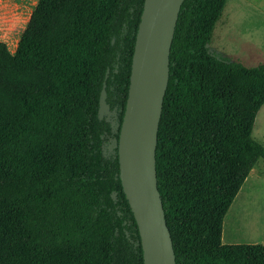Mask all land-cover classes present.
Here are the masks:
<instances>
[{
  "label": "flooded vegetation",
  "instance_id": "obj_1",
  "mask_svg": "<svg viewBox=\"0 0 264 264\" xmlns=\"http://www.w3.org/2000/svg\"><path fill=\"white\" fill-rule=\"evenodd\" d=\"M234 1H39L21 34L25 44L23 62L28 65L21 95L14 111L0 117V144L9 150L17 169L13 180L0 187V264H125L114 250L109 205L115 196H102L108 201H101L96 218H88L85 210L60 213L44 209L41 205L46 196L38 185L55 167L57 144L72 111L81 116L87 146L94 83L99 150L104 142V119L120 126L127 120V112L128 120L133 117L129 107L135 93L131 90L130 61L138 49L136 38L142 23H153L155 30L168 21L190 24L195 31H201L193 33V37L208 40L216 24L231 29L229 23L239 12L243 13V28L249 23L252 29H257L260 22L264 24V0H238L237 4L250 5L242 9L235 7ZM110 23L117 36L127 38L121 46L112 48L116 58L113 67L104 58L109 48L103 37ZM94 25L97 37L88 39ZM244 31L243 36L256 34ZM229 35L235 36L226 33L216 38ZM139 46V51L147 52V46ZM176 47L178 54L180 47ZM214 51L226 56L258 55L254 49ZM103 55L94 80L92 61ZM201 59L207 64L198 69L192 66L194 87L185 95L173 92L167 98L157 140L163 161L160 187L168 202V208H164L166 227L190 264H203V259L209 257L188 223L192 214L189 199L195 185L226 152L236 149L264 156V142L254 132L256 115L264 109V65H256L248 58L241 60L243 66L225 65L210 57L205 59L204 50ZM227 60L231 61L224 59ZM179 89L177 85V92ZM65 146L68 155L72 149ZM114 158L110 152L99 155L101 177L117 170Z\"/></svg>",
  "mask_w": 264,
  "mask_h": 264
},
{
  "label": "water",
  "instance_id": "obj_2",
  "mask_svg": "<svg viewBox=\"0 0 264 264\" xmlns=\"http://www.w3.org/2000/svg\"><path fill=\"white\" fill-rule=\"evenodd\" d=\"M39 1L0 0V20L17 21L25 30ZM237 1H234V6L238 9L250 6L237 4ZM233 17L236 19L229 23L231 29L228 26L225 29L224 24H216L214 29L209 31V36L212 34L211 40L193 37V33L198 34L201 31H195L190 24L178 25L174 21H168L162 24V28L157 25L158 29L155 30L153 23H142L138 32L140 35L136 38L138 49L130 61L133 82L131 90L135 93L129 107L130 115L133 114V117L128 120L127 112V120L120 126L104 119V142L99 150L95 131L96 124H99L95 102L97 87L94 83L92 88L94 102L89 113L87 146L82 131L83 121L79 113L75 114L72 111L69 122L63 126L64 134L57 144L58 157L55 167L38 185L39 191L46 196L41 206L60 213L65 210V212L85 210L88 218H96L98 215L96 210L101 208V201H108L102 199V196H115L109 205V216L114 227L112 233L116 242L114 250L119 255L120 262L123 260L125 264H190L187 258L180 254L166 227L167 212L164 208H168V202L160 187L159 173L163 161L157 148L158 133L161 131L160 120L161 115H165L167 98L171 93L185 95L188 89L194 87L195 84L190 77L192 66L198 69L202 64H207V60L201 59V50L205 51V59L210 57L213 62L215 59L217 63H226L225 65L243 66L241 62L243 58L251 59L256 65H264V24L260 22L257 29H252L249 23L243 28L241 18L243 13L239 12ZM107 28L103 39L109 51L106 57L103 55L93 59L94 80L100 70V59L104 57L105 62L113 67L116 58L112 48L116 49L121 46V41H127V38L116 35L112 23ZM90 29L92 30L88 34V39H95L98 33L96 26H91ZM244 30L256 34L243 36ZM226 33L235 36L216 38ZM140 43L147 46L146 53L139 51ZM176 44L180 47L178 54ZM230 48L254 49L258 55L226 56L216 55L214 51ZM177 85L180 87L178 92ZM263 118L264 109L256 115L254 129ZM65 145L72 149L68 155ZM109 152L115 155L113 160L116 161L118 168L111 176L106 173L101 177L100 173L98 174L97 161L99 155L105 156ZM109 178L111 182L108 181ZM203 264L225 262L209 256L203 259Z\"/></svg>",
  "mask_w": 264,
  "mask_h": 264
},
{
  "label": "trees",
  "instance_id": "obj_3",
  "mask_svg": "<svg viewBox=\"0 0 264 264\" xmlns=\"http://www.w3.org/2000/svg\"><path fill=\"white\" fill-rule=\"evenodd\" d=\"M33 23L35 18L31 25ZM20 71L16 55L6 42L0 41V117L11 114L15 109L13 91ZM258 159L259 154L255 151L226 152L193 190L194 215L188 223L201 242L226 264H264V245L222 242L223 218ZM8 172V157L0 151V186L6 183Z\"/></svg>",
  "mask_w": 264,
  "mask_h": 264
},
{
  "label": "crops",
  "instance_id": "obj_4",
  "mask_svg": "<svg viewBox=\"0 0 264 264\" xmlns=\"http://www.w3.org/2000/svg\"><path fill=\"white\" fill-rule=\"evenodd\" d=\"M222 242L264 245V172L254 166L224 218Z\"/></svg>",
  "mask_w": 264,
  "mask_h": 264
},
{
  "label": "rangeland",
  "instance_id": "obj_5",
  "mask_svg": "<svg viewBox=\"0 0 264 264\" xmlns=\"http://www.w3.org/2000/svg\"><path fill=\"white\" fill-rule=\"evenodd\" d=\"M22 31H23V27L22 25L18 24L17 21L11 19L0 20V41H4L7 43L11 52L16 55V58L20 64V69H21L20 77L17 83L15 84L13 91L16 102L21 95V91H22L21 89L23 83L25 82L26 75L28 73V65L23 62V55H25L24 53L25 48L23 47H25V44H22V37H21ZM257 124L258 125L257 127H255L256 129H254V132L257 135V137L264 142V118ZM0 151L5 153L9 161L8 178L6 180V183L4 185H1L2 187H5L6 184L9 183L10 180H13L14 176H16L17 169L15 167L14 159L11 158V155L9 154V150L0 144ZM234 151H236V149ZM255 166L258 167L260 171L264 172V156H259V159ZM189 200L192 208L191 216H193L194 207H193L192 196H190ZM200 247L206 250L205 256H213L214 258H217L204 243H201Z\"/></svg>",
  "mask_w": 264,
  "mask_h": 264
}]
</instances>
